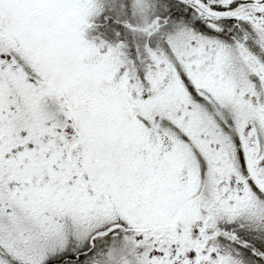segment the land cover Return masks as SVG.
I'll return each mask as SVG.
<instances>
[{"label":"snow or ice","instance_id":"1","mask_svg":"<svg viewBox=\"0 0 264 264\" xmlns=\"http://www.w3.org/2000/svg\"><path fill=\"white\" fill-rule=\"evenodd\" d=\"M0 264H264V0H0Z\"/></svg>","mask_w":264,"mask_h":264}]
</instances>
